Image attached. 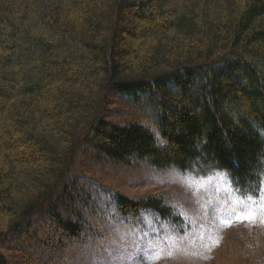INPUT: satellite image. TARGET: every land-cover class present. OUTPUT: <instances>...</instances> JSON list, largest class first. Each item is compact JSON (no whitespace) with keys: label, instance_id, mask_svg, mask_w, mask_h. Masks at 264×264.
Segmentation results:
<instances>
[{"label":"trees","instance_id":"1","mask_svg":"<svg viewBox=\"0 0 264 264\" xmlns=\"http://www.w3.org/2000/svg\"><path fill=\"white\" fill-rule=\"evenodd\" d=\"M110 94L128 109L106 108ZM83 147L115 165L223 173L258 196L264 0H0V264H102L124 227L184 225L157 194L114 190L113 214H97L91 185L68 198L82 210L50 208Z\"/></svg>","mask_w":264,"mask_h":264},{"label":"rangeland","instance_id":"2","mask_svg":"<svg viewBox=\"0 0 264 264\" xmlns=\"http://www.w3.org/2000/svg\"><path fill=\"white\" fill-rule=\"evenodd\" d=\"M13 107L3 116V122L10 126L14 122ZM129 107L130 116L135 118L138 111L139 121L147 123L145 116H141L147 113V108ZM106 108L121 111L128 109V105L123 98L110 94ZM65 181L50 204L58 212L82 210L80 202L74 204L68 198L83 195L91 185L96 194L97 214L106 217L113 214L112 206L105 208L103 204H108L112 191L118 190L136 198L160 195L184 220L181 229L167 223L154 224L150 218L134 228L120 229L119 233H113L109 258L102 264H233L247 251L251 264H264V183L258 196L245 200L254 217L248 220L236 215L249 214L237 208L246 197L236 192L223 173L198 177L174 169L156 170L137 160L130 165H115L108 160H94L90 148L83 147Z\"/></svg>","mask_w":264,"mask_h":264},{"label":"snow or ice","instance_id":"3","mask_svg":"<svg viewBox=\"0 0 264 264\" xmlns=\"http://www.w3.org/2000/svg\"><path fill=\"white\" fill-rule=\"evenodd\" d=\"M250 199H251L250 196L249 197H246L244 199H241L239 201V203L237 204V208H239L241 211H246V212L249 213L247 215L240 216L239 215V212H237L236 215H237L238 218H240V219H248V220L254 219V217L250 214V209L247 208V205L245 203V200H250Z\"/></svg>","mask_w":264,"mask_h":264}]
</instances>
